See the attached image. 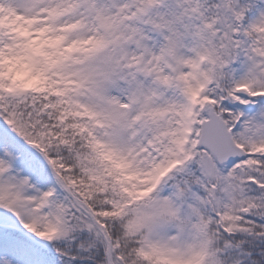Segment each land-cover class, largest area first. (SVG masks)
I'll list each match as a JSON object with an SVG mask.
<instances>
[{"label":"snow or ice","instance_id":"snow-or-ice-1","mask_svg":"<svg viewBox=\"0 0 264 264\" xmlns=\"http://www.w3.org/2000/svg\"><path fill=\"white\" fill-rule=\"evenodd\" d=\"M0 264H264V0H0Z\"/></svg>","mask_w":264,"mask_h":264}]
</instances>
